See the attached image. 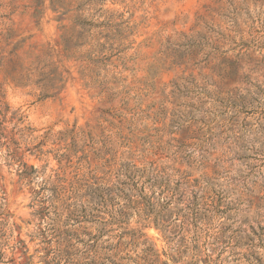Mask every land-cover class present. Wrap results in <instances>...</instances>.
Returning <instances> with one entry per match:
<instances>
[{"label":"rangeland","instance_id":"obj_1","mask_svg":"<svg viewBox=\"0 0 264 264\" xmlns=\"http://www.w3.org/2000/svg\"><path fill=\"white\" fill-rule=\"evenodd\" d=\"M0 264H264V0H0Z\"/></svg>","mask_w":264,"mask_h":264}]
</instances>
